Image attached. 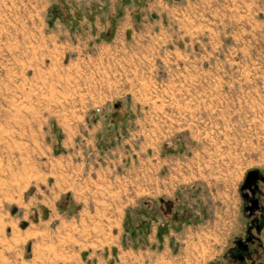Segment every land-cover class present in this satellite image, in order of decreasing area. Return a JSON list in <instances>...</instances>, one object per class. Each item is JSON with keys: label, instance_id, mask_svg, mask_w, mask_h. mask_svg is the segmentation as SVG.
<instances>
[{"label": "crops", "instance_id": "obj_1", "mask_svg": "<svg viewBox=\"0 0 264 264\" xmlns=\"http://www.w3.org/2000/svg\"><path fill=\"white\" fill-rule=\"evenodd\" d=\"M34 2L0 43L15 50L0 55V264H264L261 174L207 200L163 182L166 168L189 173L195 152L163 139L157 88L115 90L131 64L167 73L173 91L242 63L248 42L224 31L245 0Z\"/></svg>", "mask_w": 264, "mask_h": 264}, {"label": "rangeland", "instance_id": "obj_2", "mask_svg": "<svg viewBox=\"0 0 264 264\" xmlns=\"http://www.w3.org/2000/svg\"><path fill=\"white\" fill-rule=\"evenodd\" d=\"M34 1L0 0V43L9 37L11 25L33 18L15 15V10L37 6ZM241 16V24L224 32L227 42H248L241 50H249L251 56L243 57L240 64L230 63L224 74L216 66L209 75L177 81L171 91L167 73L141 72L131 64L129 85L115 89L118 97L143 91L154 99L153 88L162 93L163 139L183 138L186 142L180 149L187 150L188 144L195 152L189 173L177 166L173 171L166 168L162 179L177 178L195 187L194 199H211L218 188H232L240 178L244 187L252 173L264 180V0H245ZM239 49L230 48L232 55ZM13 51L3 46L0 55L10 56ZM93 87L101 89L103 82L96 78ZM175 170L172 176L170 171Z\"/></svg>", "mask_w": 264, "mask_h": 264}, {"label": "flooded vegetation", "instance_id": "obj_3", "mask_svg": "<svg viewBox=\"0 0 264 264\" xmlns=\"http://www.w3.org/2000/svg\"><path fill=\"white\" fill-rule=\"evenodd\" d=\"M258 176L254 173L250 174L249 177L247 178V181H245L246 183V187H250L251 185L254 184V182L258 179ZM256 246V240L255 238H253L252 236L248 237L247 242L245 244H243V246H240V250H241V255H240V259L241 260H245V256H251L252 252L254 250V248Z\"/></svg>", "mask_w": 264, "mask_h": 264}, {"label": "bare ground", "instance_id": "obj_4", "mask_svg": "<svg viewBox=\"0 0 264 264\" xmlns=\"http://www.w3.org/2000/svg\"><path fill=\"white\" fill-rule=\"evenodd\" d=\"M149 181V180H148ZM145 182V181H144Z\"/></svg>", "mask_w": 264, "mask_h": 264}]
</instances>
